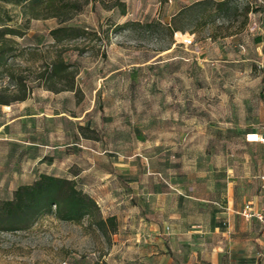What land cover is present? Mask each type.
Here are the masks:
<instances>
[{"label":"rangeland","instance_id":"obj_1","mask_svg":"<svg viewBox=\"0 0 264 264\" xmlns=\"http://www.w3.org/2000/svg\"><path fill=\"white\" fill-rule=\"evenodd\" d=\"M222 1L167 26V0H0V202L46 174L116 219L100 230L44 216L0 232V264H147L132 218L191 207L207 175L264 171V144L250 139L264 127V0Z\"/></svg>","mask_w":264,"mask_h":264},{"label":"crops","instance_id":"obj_2","mask_svg":"<svg viewBox=\"0 0 264 264\" xmlns=\"http://www.w3.org/2000/svg\"><path fill=\"white\" fill-rule=\"evenodd\" d=\"M201 1L204 0H167L162 19L170 26L183 9ZM175 34L182 35L179 31ZM185 36L194 40V36ZM254 42L260 51L262 38ZM8 124L0 125V132ZM114 165L126 166L122 160ZM126 172L119 170V174ZM263 175L264 171L258 174L248 171L241 178L236 176L220 184L207 175L201 180L203 187L192 190L190 197L197 203L188 208H173L166 214L162 212L161 223L143 221L139 216L132 218L128 239L134 246L145 243L147 264H152L154 259L158 264H264V231L256 219L247 221L240 216L246 205L254 212L264 209L260 181ZM166 230L170 232L166 234ZM164 235L168 237L162 238Z\"/></svg>","mask_w":264,"mask_h":264},{"label":"trees","instance_id":"obj_3","mask_svg":"<svg viewBox=\"0 0 264 264\" xmlns=\"http://www.w3.org/2000/svg\"><path fill=\"white\" fill-rule=\"evenodd\" d=\"M3 1L23 4L29 0ZM226 4L227 1L224 0L217 6L222 8ZM170 28L173 33L177 31L172 26ZM65 31L66 28L59 27L49 34L53 36ZM44 216H54L60 221L75 224L88 219L91 225L100 230H103L107 223L112 227L116 224L115 217L101 218L97 202L78 189L74 181L43 174L32 184L18 187L13 199L0 202V232L28 229Z\"/></svg>","mask_w":264,"mask_h":264},{"label":"built area","instance_id":"obj_4","mask_svg":"<svg viewBox=\"0 0 264 264\" xmlns=\"http://www.w3.org/2000/svg\"><path fill=\"white\" fill-rule=\"evenodd\" d=\"M258 3L263 4L262 0H256ZM258 26L257 23L255 22H251L250 23V31L251 32H255L257 31ZM175 36L177 37V34H175ZM182 37V35H181ZM179 43L183 44L184 46H191L193 44V40L192 38L188 37V38H184L182 41H180ZM257 67L261 73V77L263 79V87H262V96L264 99V57L257 63ZM257 142L264 144V127L261 131V133L259 135H257ZM260 181L262 183V189H264V175L260 177ZM240 216L249 221L251 219H256L260 226L261 229L264 231V209L262 211L259 212H254L251 208L250 205H246L242 211L240 212Z\"/></svg>","mask_w":264,"mask_h":264},{"label":"bare ground","instance_id":"obj_5","mask_svg":"<svg viewBox=\"0 0 264 264\" xmlns=\"http://www.w3.org/2000/svg\"><path fill=\"white\" fill-rule=\"evenodd\" d=\"M250 139H252V140H253V139H256V137H255V136H251V137H250Z\"/></svg>","mask_w":264,"mask_h":264}]
</instances>
